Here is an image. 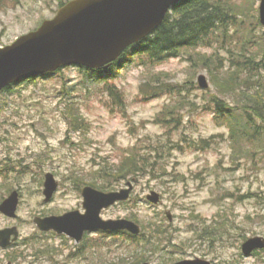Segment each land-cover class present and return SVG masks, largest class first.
<instances>
[{
    "label": "rangeland",
    "instance_id": "1",
    "mask_svg": "<svg viewBox=\"0 0 264 264\" xmlns=\"http://www.w3.org/2000/svg\"><path fill=\"white\" fill-rule=\"evenodd\" d=\"M62 1L70 0H0V46L53 18ZM260 1L252 0L247 24L254 38L264 39ZM230 47L229 41L211 43L148 66L122 58L99 74L113 81L121 101L105 81L90 79L79 66L2 91L0 204L14 190L19 204L15 218L0 211V229L16 227L19 237L0 251V263L141 264L147 249L134 245L126 233L87 232L77 243L42 231L34 221L85 212V185L109 192L131 182L130 199L104 209L102 216L132 219L142 233L150 223L169 230L163 244L148 247L149 262L203 258L212 264H264V250L248 257L242 252L245 240L264 236V136L245 143L248 156L236 154L229 127L215 118L208 102L214 95L233 101L221 92L231 78ZM206 56L212 57L210 65L202 62ZM201 75L208 88L199 85ZM150 144L164 152L160 160L156 153L149 155L153 172L132 179L112 175L123 154L134 146L148 153ZM48 172L59 185L45 201ZM151 191L160 193L159 204L147 199ZM205 225L218 228L214 239L198 233Z\"/></svg>",
    "mask_w": 264,
    "mask_h": 264
},
{
    "label": "water",
    "instance_id": "2",
    "mask_svg": "<svg viewBox=\"0 0 264 264\" xmlns=\"http://www.w3.org/2000/svg\"><path fill=\"white\" fill-rule=\"evenodd\" d=\"M184 0H70L61 6L53 18L46 19L35 30L21 35L5 47L0 46V92L12 84L29 78L55 73L67 66L92 70L109 68L125 50L151 35L162 24L170 10ZM259 19L264 26V0L259 4ZM199 85L208 88L204 75ZM53 173L45 176V201H50L58 189ZM119 191H103L91 185L82 189L85 212L71 210L62 215L36 217L42 231H55L81 242L86 232L128 231L140 235L141 226L128 218L104 219L102 211L118 202L130 199L132 183ZM147 199L159 204L161 195L151 191ZM19 192L14 190L0 204L7 217H17ZM172 220V215L167 212ZM16 227L0 229V249L16 241ZM264 250V236H254L242 244L248 257ZM2 264H13L12 262ZM142 264H158L143 262ZM170 264H212L203 258L183 259Z\"/></svg>",
    "mask_w": 264,
    "mask_h": 264
},
{
    "label": "trees",
    "instance_id": "3",
    "mask_svg": "<svg viewBox=\"0 0 264 264\" xmlns=\"http://www.w3.org/2000/svg\"><path fill=\"white\" fill-rule=\"evenodd\" d=\"M251 3L252 0H184L171 9L156 31L127 48L121 56V59L130 57V61L148 66L180 57L184 52L191 53L192 49L199 46L229 41L231 78L227 89L221 92L230 94L233 101L214 95L208 102L212 105L210 110L214 112L215 118L229 127L233 149L238 155L247 154L246 142L254 143L264 136L263 126L260 124L264 122V39L254 38L255 34L247 24ZM64 4L62 1L60 7ZM242 37L244 40L241 42ZM254 45L258 46V51ZM211 59V56H206L202 58V62L210 65ZM120 60L111 67L119 64ZM82 69L90 79L96 82L105 81L110 94L120 101L123 100L113 81L99 76L102 70ZM15 85L18 83L4 90H11ZM159 147L160 145L154 147L150 144L148 153L141 152L138 146L132 147L113 165L112 175L117 179H132L150 174L154 171L155 163L151 162L153 156L149 155L156 153L160 160L159 154L164 152ZM149 226L140 236L118 232L126 233L129 239H134V245L147 249L142 252L144 261L150 259L147 255L148 250L150 251L148 247H159L170 233L163 225L150 223ZM217 231L215 225H205L198 233L202 238L206 236L214 239ZM46 251L49 253L48 249ZM46 251L40 250L39 253L47 254ZM161 259L163 264L171 263L165 258Z\"/></svg>",
    "mask_w": 264,
    "mask_h": 264
},
{
    "label": "flooded vegetation",
    "instance_id": "4",
    "mask_svg": "<svg viewBox=\"0 0 264 264\" xmlns=\"http://www.w3.org/2000/svg\"><path fill=\"white\" fill-rule=\"evenodd\" d=\"M15 242H16V241H13V242L11 243V245H10L9 247L5 248V249L10 248L12 245L15 244ZM5 249H0V251H1V250H5ZM8 262H12V261L8 260V261H6V262H2V263H8ZM2 263H0V264H2ZM12 263H13V262H12ZM13 264H15V263H13Z\"/></svg>",
    "mask_w": 264,
    "mask_h": 264
}]
</instances>
